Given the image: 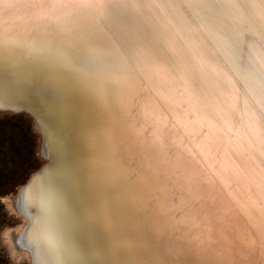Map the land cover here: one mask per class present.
<instances>
[{
    "label": "snow or ice",
    "instance_id": "6c2138e0",
    "mask_svg": "<svg viewBox=\"0 0 264 264\" xmlns=\"http://www.w3.org/2000/svg\"><path fill=\"white\" fill-rule=\"evenodd\" d=\"M12 6L0 0V11ZM33 6L42 14L28 32L45 34L48 40L24 45L0 21V74L19 70L25 78L55 81L84 95L93 115L86 137V202L74 210L72 193L63 188L56 190L55 199L51 192L43 197L50 237L56 240L51 245L55 264H167L156 242L159 233L172 227L175 181L162 179L145 163L132 135L140 124L151 127L162 146L167 136V116L153 105L149 82L170 86L195 117L209 95L215 98L217 85L209 72H218L205 54L207 42L196 34L211 22L212 36L235 61L250 59L244 31L220 13L229 10L250 27L258 23L264 39V0H38ZM255 59L259 68L248 78L254 85L250 91L258 94L260 115L249 113L250 129L264 144V48ZM224 79L236 87L231 77L224 74ZM212 111L203 134V124L200 129L181 125L205 146L219 138L225 122L223 107ZM229 143L225 138L217 150L222 146L227 155ZM169 158L164 151V162ZM260 179L264 191V168ZM78 217L89 224L86 237L77 228ZM130 225H135L134 233ZM130 234L139 242H131Z\"/></svg>",
    "mask_w": 264,
    "mask_h": 264
},
{
    "label": "bare ground",
    "instance_id": "6f19581e",
    "mask_svg": "<svg viewBox=\"0 0 264 264\" xmlns=\"http://www.w3.org/2000/svg\"><path fill=\"white\" fill-rule=\"evenodd\" d=\"M5 2L13 5L0 11L3 27L11 29L9 36L24 45L47 42L45 34L28 32L42 14L40 8L33 6L38 0ZM258 11L252 10L251 15ZM220 15L234 28L244 31L245 53L250 59L235 61L212 36L215 25L209 22L195 38L207 42L205 54L218 69L217 73L209 72L217 85L215 98L209 95L194 117L189 104L182 103L178 93L152 80L148 85L151 101L167 116L164 144L155 141L151 127L138 124V131H132L145 163L162 179L170 177L175 181L172 227L159 233L156 242L167 264H264V191L260 187L264 144L250 129L249 113L255 111L259 116L260 108L258 94L250 91L254 85L248 78L259 68L255 57L264 48V39L258 23L250 27L248 21L229 10H222ZM182 51L187 56L186 50ZM224 74L232 78L235 88L225 82ZM217 105L226 111L225 122L221 123L219 138L213 137L210 146H205L200 137L188 135L181 125L187 123L188 129H200L203 124L201 134L207 132V119L214 118L212 109ZM21 106L34 113L29 116L39 131V149L47 158L39 167L43 166L42 169L29 176L30 181L20 186L12 200L11 206L22 215L23 224L9 231L8 238L14 251L24 252L30 264H55L51 245L56 240L50 237L49 221L42 209L43 197L51 192L55 199L56 190L63 188L71 191L74 210L86 202L90 192L86 179V137L93 115L84 95L55 81L25 78L19 70L0 74V108L18 110ZM35 108L39 114L34 112ZM225 138L230 141L227 155L222 146L219 150L216 147ZM164 151L170 153L167 162L162 159ZM77 228L86 237L89 224L83 218L78 217ZM129 230L134 233L135 225H130ZM129 239L139 242L133 234Z\"/></svg>",
    "mask_w": 264,
    "mask_h": 264
},
{
    "label": "rangeland",
    "instance_id": "374dc122",
    "mask_svg": "<svg viewBox=\"0 0 264 264\" xmlns=\"http://www.w3.org/2000/svg\"><path fill=\"white\" fill-rule=\"evenodd\" d=\"M38 133L29 115L0 113V264H30L24 252L14 251L8 234L23 224L12 200L44 160Z\"/></svg>",
    "mask_w": 264,
    "mask_h": 264
},
{
    "label": "water",
    "instance_id": "95a60500",
    "mask_svg": "<svg viewBox=\"0 0 264 264\" xmlns=\"http://www.w3.org/2000/svg\"><path fill=\"white\" fill-rule=\"evenodd\" d=\"M34 110V112L35 113H37V114H39V109H33ZM2 112H11V113H25V114H27V115H33L34 116V113L32 112V110L31 109H29V108H27V107H24V106H21V108L20 109H18V110H14V109H12L11 107H6V108H0V113H2ZM43 157L44 158H47L46 156H44L43 155ZM47 164V163H46ZM45 165V164H44ZM43 167V166H42ZM42 167L36 172V173H38L41 169H42ZM35 174V173H34ZM33 174V175H34ZM31 179V178H30ZM30 179L28 180V182L30 181ZM27 182V183H28Z\"/></svg>",
    "mask_w": 264,
    "mask_h": 264
}]
</instances>
